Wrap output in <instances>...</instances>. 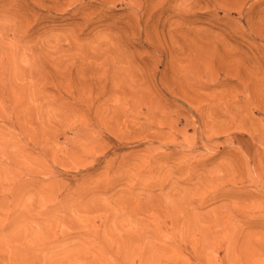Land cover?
I'll return each instance as SVG.
<instances>
[{"label": "rangeland", "instance_id": "rangeland-1", "mask_svg": "<svg viewBox=\"0 0 264 264\" xmlns=\"http://www.w3.org/2000/svg\"><path fill=\"white\" fill-rule=\"evenodd\" d=\"M0 264H264V0H0Z\"/></svg>", "mask_w": 264, "mask_h": 264}]
</instances>
